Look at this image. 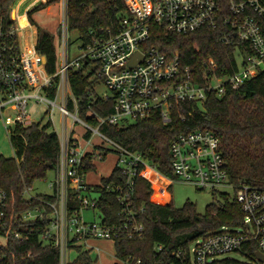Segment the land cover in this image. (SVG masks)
<instances>
[{
    "label": "built area",
    "instance_id": "obj_1",
    "mask_svg": "<svg viewBox=\"0 0 264 264\" xmlns=\"http://www.w3.org/2000/svg\"><path fill=\"white\" fill-rule=\"evenodd\" d=\"M64 14L60 30V68L57 74L46 73L43 57L36 52L34 27L28 26L21 32L17 20L6 25L0 19V119L4 120L9 135L16 125L28 127L33 124L28 114V105L34 100L47 107L49 121L60 139V155L55 178L49 183L54 190L49 234L59 246L61 263L67 264L70 243L76 246L89 240L114 241L127 237L141 238L144 226L138 222L133 211L132 194L135 181L143 178L151 184V202L158 205L171 204L167 192L174 183L189 184L201 191L228 194L233 196L245 216L240 228H221L190 247L189 260L183 264H224L216 258L233 252L254 256L256 264H264L257 254L264 256V189L240 184H232L227 164L220 152V140L210 131L196 130L178 135L171 143L169 155L173 177L161 174L140 153L131 152L100 132L104 124L123 127L144 120L159 112L165 123L171 121L174 106L184 103L203 105L208 95L221 97L228 89L237 90L246 82L264 71V6L260 0H229L228 14L218 0H123L126 16L119 27L107 37L96 38L92 44L82 47V54L75 62L69 61L67 0H62ZM1 5V0H0ZM27 15V14H26ZM152 24H161L166 31L175 35H188L201 29L220 31L225 46H244L245 53L239 69L224 79L214 73L206 86L195 82L189 67L182 68L178 53L171 56L149 44ZM23 35V36H22ZM27 37L31 49L27 48ZM241 50V48H240ZM140 55L139 61L130 66ZM90 63L97 64L96 78L110 91L103 100L113 99L114 111L111 115L97 117L99 126L92 127L79 118L77 101L74 99L69 72L79 70ZM214 67V62H209ZM58 79V80H56ZM58 81V82H57ZM55 88L53 97L49 90ZM72 102L74 111L69 109ZM11 113L5 114L7 110ZM62 117V128H57L55 112ZM14 116V117H13ZM185 120V116H181ZM69 119L72 120L70 125ZM83 126L82 138H78L76 124ZM102 139L110 145L112 153L118 157L117 167L125 178L124 187L114 188L121 210L119 217L125 221L121 225L86 223L83 212L96 209L98 199L90 201L94 193L82 174L86 160L107 158L102 146H95L94 139ZM105 156V157H104ZM31 189L25 191L29 194ZM77 195L81 207L70 212V194ZM155 199V200H153ZM7 193L0 187V207L5 208ZM3 216V214H1ZM24 221L42 220L39 212L24 214ZM20 239L19 234L14 235ZM159 251L163 247L158 248ZM172 251V256L182 260V252ZM255 252V253H254ZM254 253V254H253ZM123 264H142L140 261H127Z\"/></svg>",
    "mask_w": 264,
    "mask_h": 264
},
{
    "label": "trees",
    "instance_id": "obj_2",
    "mask_svg": "<svg viewBox=\"0 0 264 264\" xmlns=\"http://www.w3.org/2000/svg\"><path fill=\"white\" fill-rule=\"evenodd\" d=\"M218 1L223 14L227 15L229 0ZM260 1L264 6V0ZM60 2L1 0L0 5V19L9 25L12 24L11 7L14 4L13 16L21 32L25 23L28 26L26 14L31 11L28 19L37 29L36 52L46 59L45 70L50 76L57 74L60 68V42L53 28L40 24L35 16ZM126 13L123 0H67L68 30L75 32L82 47H86L96 38L114 33ZM149 44L168 56L178 53L182 68L189 67L195 82L202 86H206L212 73L224 79L237 71L238 50L241 55L249 53L244 46H225L218 30L201 29L188 35H175L161 24H152ZM210 61L214 62V67L209 65ZM88 69L89 64L71 70L69 81L79 118L98 127L97 117L111 115L115 102L103 100L95 93V81L91 80ZM96 72L97 69L93 72L95 76ZM54 94L55 88L50 89L49 95L53 97ZM69 109L74 111L72 102ZM181 116H185V120ZM99 130L127 150L142 154L152 167L168 177H173L169 155L172 141L183 133L210 131L220 140V152L232 184L264 189V71L237 90L228 89L221 97L208 95L203 105L184 103L174 106L168 123L155 112L129 126L104 124ZM9 139L15 157H0V187L7 193L6 206L0 207V264H62L54 237L44 238L49 234L50 226L48 204L54 202L55 197L40 195L30 200L24 197L25 191L33 189L36 182L45 181L49 173H55L60 155L58 134L50 122L45 125L33 123L28 127H12ZM92 158L86 160L82 174L96 172ZM124 185V176L114 169L109 177L101 179L99 185L92 186L94 193L99 195L96 209L101 212L105 224L121 225L125 221L119 217L121 206L113 190ZM152 195L151 184L143 178L136 179L131 200L138 222L144 226V234L141 238L115 240L116 258L120 264L127 261L183 264L189 260L188 252L194 242L224 227L240 228L245 220L240 205L230 195L213 193V201L203 215L197 213L192 203H186L180 209L172 204H154ZM76 197V194H70L71 213L81 207ZM36 211L43 215L42 220L24 221V214ZM15 234H19L20 239H16ZM76 242L77 239L72 240L69 249H75L77 257L67 264H93L90 252L72 246ZM170 246L173 251L182 252V260L172 256ZM159 247L163 250L159 251ZM244 255L254 260L255 254Z\"/></svg>",
    "mask_w": 264,
    "mask_h": 264
},
{
    "label": "rangeland",
    "instance_id": "obj_3",
    "mask_svg": "<svg viewBox=\"0 0 264 264\" xmlns=\"http://www.w3.org/2000/svg\"><path fill=\"white\" fill-rule=\"evenodd\" d=\"M46 4V3H45ZM14 13V12H13ZM12 13V17L14 18ZM64 14V5L61 0L60 3L50 6L47 8V10L44 13H41V15H36L35 18L37 19L40 24L42 25H48L53 28V32L58 37V41L60 42V30H61V24H62V16ZM31 26H33L31 23H29ZM23 29L27 27L26 23L24 26H22ZM35 38L37 39V29L35 26H33ZM23 36V35H22ZM82 42L79 39V36L75 32H69L68 33V47H69V61L75 62L79 56L82 54ZM27 48L31 49V41L27 37ZM238 65H241L243 61V56L239 54V50L236 53ZM45 65V64H44ZM97 69V64L90 63L89 69L87 70L88 74H91V80L95 81V93L100 96H106L111 95L109 89L100 81L95 80L96 76L95 73H93ZM47 107L44 105L37 104L34 100H31L28 105V114L31 117V120L33 123H42L45 125L48 121V113H47ZM5 114H12L11 110H7ZM13 116V117H14ZM6 118L4 120L0 119V157H4L6 159H11L15 157V151L11 146L9 135L5 129V122ZM55 122L57 125V128L61 130L62 128V117L58 111L55 112ZM70 125L72 123V120L69 119ZM75 127L76 132L78 133V138L81 142L84 143L86 146V140L82 138V135L84 133L83 126L81 124H76ZM97 139H94L92 143L95 146H102L104 149L103 151H100V154L102 152H107V158L105 161L98 160L97 162H94L96 166V172H93L88 175L86 181L88 185L96 186L100 184L101 179L109 177L111 173L114 171V169L117 167L118 163V157L116 154L112 153V149L110 145L106 142H103L102 139H99V137H96ZM54 180V173H49L45 181H39L36 182L33 189H31L30 193L25 195L26 200L33 199L40 195H52L54 193V190L52 188H49V183ZM228 194L224 195H230L233 196V191H226ZM168 197H170L171 204L177 208H182L186 203H192L196 206L197 213L200 215H203L206 211V208L208 205H210L213 201V196L210 191H201L193 187L189 184L184 183H174L170 190L167 192ZM222 194V193H218ZM99 198V195L97 193H92L89 195L90 201L96 200ZM155 198V197H152ZM155 200V199H153ZM83 219L86 223H100L102 220L101 212L98 209H86L83 212ZM97 247L102 250L101 256L99 259H97V252H92L91 257L93 259V264H115L117 263V259L115 258V248L113 243L109 242L106 243L104 246L103 243L97 242ZM193 245V244H192ZM191 245V246H192ZM80 246V245H79ZM82 246L83 250H86L85 247ZM67 262H72L77 257V251L75 249H71L68 251L67 255ZM217 261L224 262V264H256V262L247 257L246 255L242 254L241 252H233L227 255H222L216 258ZM122 264V263H121Z\"/></svg>",
    "mask_w": 264,
    "mask_h": 264
},
{
    "label": "crops",
    "instance_id": "obj_4",
    "mask_svg": "<svg viewBox=\"0 0 264 264\" xmlns=\"http://www.w3.org/2000/svg\"><path fill=\"white\" fill-rule=\"evenodd\" d=\"M43 4H45V3H43ZM39 6V5H38ZM37 6V7H38ZM13 8H14V6H13ZM36 8V7H35ZM34 8V9H35ZM33 9V10H34ZM29 12H31V11H29ZM29 12L27 13V15H26V20H27V22L28 23H30L29 22V19H28V14H29ZM36 41H37V39H36ZM60 55V54H59ZM61 60V59H60ZM46 66V65H45ZM13 114V113H12ZM88 177V176H87ZM54 178H55V174H54ZM97 242L98 243H103L104 244V246H107V245H105L106 243H109V242H111V243H113V245H114V248H115V242L114 241H106V240H95V239H92V240H89V241H87L86 243H79L78 245H76V246H79V247H81L82 248V246L81 245H83V247H85V249L86 250H83V251H87V252H90V256H91V254H92V252H97V259H99L100 258V256H101V253H102V250H100V248L99 247H97ZM100 255V256H99ZM92 258V257H91ZM115 258H116V251H115ZM117 259V258H116ZM117 261H118V259H117ZM115 264H120L119 263V261L117 262V263H115Z\"/></svg>",
    "mask_w": 264,
    "mask_h": 264
},
{
    "label": "water",
    "instance_id": "obj_5",
    "mask_svg": "<svg viewBox=\"0 0 264 264\" xmlns=\"http://www.w3.org/2000/svg\"><path fill=\"white\" fill-rule=\"evenodd\" d=\"M139 58H141V57H140V55L138 54V55L133 59V61L130 63V66H134L135 64H137L138 61H139ZM43 63L46 65V59H45V58L43 59ZM172 249H173V246H170L169 250H172ZM257 258H258V260L261 261V262L264 261V256L261 255V254H257Z\"/></svg>",
    "mask_w": 264,
    "mask_h": 264
}]
</instances>
